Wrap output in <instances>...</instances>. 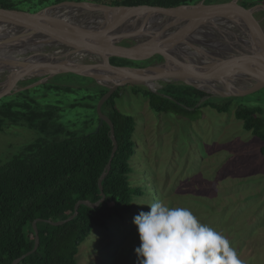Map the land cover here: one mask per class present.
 <instances>
[{
	"label": "water",
	"instance_id": "95a60500",
	"mask_svg": "<svg viewBox=\"0 0 264 264\" xmlns=\"http://www.w3.org/2000/svg\"><path fill=\"white\" fill-rule=\"evenodd\" d=\"M239 0L162 8L154 6H109L65 1L36 12L0 9V99L35 88L62 74L94 80L108 92L96 111L100 125L110 126L114 145L99 179L111 170L118 145L111 120L103 105L120 88L136 86L154 94L169 85L181 84L206 94L205 101L243 97L264 88V28L253 14L264 4L242 9ZM133 44L123 46L121 42ZM159 55L162 62L147 67L118 66L113 57L142 59ZM35 80L30 85L19 83ZM97 202L78 201L74 214L53 226L74 219L79 207H97ZM33 222L35 245L13 264L36 252L40 239Z\"/></svg>",
	"mask_w": 264,
	"mask_h": 264
},
{
	"label": "trees",
	"instance_id": "16d2710c",
	"mask_svg": "<svg viewBox=\"0 0 264 264\" xmlns=\"http://www.w3.org/2000/svg\"><path fill=\"white\" fill-rule=\"evenodd\" d=\"M65 1L162 8L194 3L193 0H55L54 3L43 0L32 4L31 10L27 12H36ZM213 1L207 0V3ZM260 4H264V0H241L239 3L242 9ZM0 9L18 10L13 0H0ZM132 44L131 40L121 42L123 46ZM109 61L113 65L143 68L162 62L163 58L149 55L142 59L113 57ZM74 76L83 79L81 88L86 91L84 99L91 101L86 106L96 110L108 89L90 78ZM34 81H25L21 85L25 87ZM39 86H43L46 91L54 87L61 88L54 86L51 81ZM130 87L135 94H142L148 99L153 111L181 116L194 114L207 106L218 112H227L234 98L225 99L223 104L211 98L196 108L206 94L190 86L169 85L160 94L142 87ZM64 89L74 90L71 86ZM123 89L117 90L102 108L103 114L114 125L118 145L111 170L102 183L103 193L99 179L114 147L107 123L100 125V118L96 115L97 120L93 121H97L98 128L88 134L78 135L55 124L60 108L42 104L35 96H30L29 89L0 100L1 132L21 127L36 134L33 140L14 147L12 152L6 147L0 152V264H13L33 250V222L38 219L41 220L37 223L39 247L19 264H77L79 247L94 228H105L109 221L123 218L132 211L136 196H142V188L131 184L134 172L131 161L136 153V121L117 108L116 101L122 97ZM254 94L258 95V99L264 97V88ZM235 117L242 121L244 130L261 140L263 145L260 153L264 157V109L259 105H239L235 109ZM103 195L105 200L100 205L94 208L81 205L77 216L65 224L53 226L46 222L66 220L74 214L78 201L97 203Z\"/></svg>",
	"mask_w": 264,
	"mask_h": 264
},
{
	"label": "rangeland",
	"instance_id": "374dc122",
	"mask_svg": "<svg viewBox=\"0 0 264 264\" xmlns=\"http://www.w3.org/2000/svg\"><path fill=\"white\" fill-rule=\"evenodd\" d=\"M40 1L13 0L24 12ZM229 1L214 0L211 4ZM263 16L264 11L253 14L255 20ZM50 81L61 88L46 91L38 86L28 91L42 104L60 108L54 123L78 135L96 130L93 119L97 120L98 114L86 106L91 101L84 99L83 79L62 74ZM21 83L19 87H23ZM66 86L74 90L66 91ZM250 95L234 97L227 112L207 106L181 116L153 111L147 98L135 94L130 86L124 87L116 103L122 113L136 121L131 184L142 188V196H136L129 214L109 221L105 228L93 229L79 247L77 264H138L135 250L141 241L134 217L150 211L156 202L190 209L201 223L229 240L243 264H264L263 143L235 117L239 105L264 109V97ZM217 100L225 103V99ZM35 136L21 127L0 131V152L4 147L12 152Z\"/></svg>",
	"mask_w": 264,
	"mask_h": 264
},
{
	"label": "clouds",
	"instance_id": "9594fccd",
	"mask_svg": "<svg viewBox=\"0 0 264 264\" xmlns=\"http://www.w3.org/2000/svg\"><path fill=\"white\" fill-rule=\"evenodd\" d=\"M134 217L138 264H243L229 240L184 207L153 203Z\"/></svg>",
	"mask_w": 264,
	"mask_h": 264
},
{
	"label": "flooded vegetation",
	"instance_id": "af4514ba",
	"mask_svg": "<svg viewBox=\"0 0 264 264\" xmlns=\"http://www.w3.org/2000/svg\"><path fill=\"white\" fill-rule=\"evenodd\" d=\"M263 11H264V10H261V11H259V12H263ZM257 13H258V12H257ZM256 21H257V23H258L259 26L263 25V24H264V16L261 17V18H259V19H256ZM263 28H264V26H263Z\"/></svg>",
	"mask_w": 264,
	"mask_h": 264
}]
</instances>
